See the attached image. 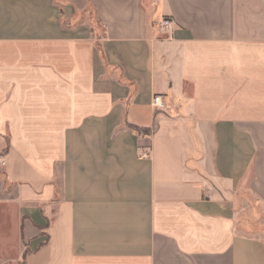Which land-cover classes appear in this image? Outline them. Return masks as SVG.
<instances>
[{"label":"crops","instance_id":"0c3cea01","mask_svg":"<svg viewBox=\"0 0 264 264\" xmlns=\"http://www.w3.org/2000/svg\"><path fill=\"white\" fill-rule=\"evenodd\" d=\"M240 13L0 0V264H264V35Z\"/></svg>","mask_w":264,"mask_h":264},{"label":"rangeland","instance_id":"374dc122","mask_svg":"<svg viewBox=\"0 0 264 264\" xmlns=\"http://www.w3.org/2000/svg\"><path fill=\"white\" fill-rule=\"evenodd\" d=\"M240 16L243 17L244 24L250 27L248 35L262 36L264 35V0H239ZM251 30H253L251 32ZM5 186V184H4ZM3 190V186L0 184V191ZM11 192V187H9ZM252 210V208H251ZM254 211V210H253ZM252 211V212H253ZM261 210L259 214H261ZM240 217L244 218L247 211L240 210ZM20 264V263H14Z\"/></svg>","mask_w":264,"mask_h":264},{"label":"built area","instance_id":"2783aa9c","mask_svg":"<svg viewBox=\"0 0 264 264\" xmlns=\"http://www.w3.org/2000/svg\"><path fill=\"white\" fill-rule=\"evenodd\" d=\"M170 24V20L164 19L161 21L160 25L164 28H166ZM156 108L159 110H165L169 108V104L165 102L163 97L160 94H157L153 97V103H152Z\"/></svg>","mask_w":264,"mask_h":264}]
</instances>
